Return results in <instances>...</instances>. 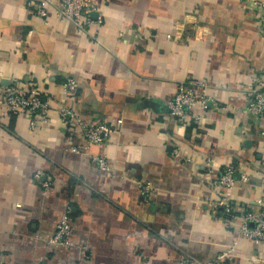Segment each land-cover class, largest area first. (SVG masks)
<instances>
[{"label": "crops", "instance_id": "obj_1", "mask_svg": "<svg viewBox=\"0 0 264 264\" xmlns=\"http://www.w3.org/2000/svg\"><path fill=\"white\" fill-rule=\"evenodd\" d=\"M95 1L103 23L92 40L54 14L35 15L39 0H0L3 264H173L229 250L226 264H264V243L239 234L244 206L264 199V121L245 111L252 78H264V0ZM68 76L79 87L62 98ZM187 80L212 97L198 126L167 109ZM13 83L64 99L110 126L109 137L73 152L81 136L56 108L31 130L3 106ZM94 155L112 169L99 170ZM228 165L246 176L230 190V212L212 185ZM66 210L73 245L52 248L46 240Z\"/></svg>", "mask_w": 264, "mask_h": 264}, {"label": "built area", "instance_id": "obj_2", "mask_svg": "<svg viewBox=\"0 0 264 264\" xmlns=\"http://www.w3.org/2000/svg\"><path fill=\"white\" fill-rule=\"evenodd\" d=\"M97 13V17L94 14ZM34 14L47 18L54 14L58 18L69 21L79 32L94 40L95 34L91 31L94 26L100 27L103 23L98 15V5L95 0H39L34 4ZM79 87V82L74 77L68 76L60 82L59 88L62 98L70 97ZM206 84L196 80L180 81L176 92L167 102V109L182 125L198 126L201 123L203 112L209 108L212 97L208 95ZM2 103L6 110L18 112L28 117V126L31 130H38L49 122L50 111L56 108L60 118L69 129V132L80 134L82 142L74 144L71 148L77 154H83L91 145L101 144L109 137L112 128L101 122L86 121L81 118L72 107L64 103V99L51 98L50 95L34 83L26 86L13 83L5 88ZM198 110V111H197ZM245 111L253 116L255 121H264V78L253 77L252 84L248 89ZM177 149L174 150V154ZM92 161L99 170L108 172L112 168L108 164L105 155H94ZM264 173V166H263ZM39 173H36L38 176ZM246 180L245 175L239 177L235 174L233 165L225 166L220 175L214 179L212 185L218 188V203L225 207L226 212L232 210L230 202V190L235 182ZM50 178L43 182L45 188L49 187ZM142 194L149 192V186L140 184ZM71 218L68 210L55 224L54 231L47 238V245L52 248H69L73 245L70 238ZM239 234L246 239L257 243H264V199H258L251 205L244 206L241 213ZM232 251H223L208 260H199L186 254L180 255L173 264H226L231 259ZM0 256V264H3ZM78 264H88L85 257L80 258Z\"/></svg>", "mask_w": 264, "mask_h": 264}, {"label": "water", "instance_id": "obj_3", "mask_svg": "<svg viewBox=\"0 0 264 264\" xmlns=\"http://www.w3.org/2000/svg\"><path fill=\"white\" fill-rule=\"evenodd\" d=\"M94 15H96V14H94Z\"/></svg>", "mask_w": 264, "mask_h": 264}, {"label": "trees", "instance_id": "obj_4", "mask_svg": "<svg viewBox=\"0 0 264 264\" xmlns=\"http://www.w3.org/2000/svg\"><path fill=\"white\" fill-rule=\"evenodd\" d=\"M93 32V31H92Z\"/></svg>", "mask_w": 264, "mask_h": 264}]
</instances>
